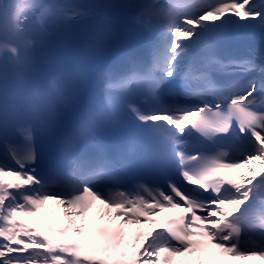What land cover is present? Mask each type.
<instances>
[{
	"label": "snow or ice",
	"instance_id": "snow-or-ice-1",
	"mask_svg": "<svg viewBox=\"0 0 264 264\" xmlns=\"http://www.w3.org/2000/svg\"><path fill=\"white\" fill-rule=\"evenodd\" d=\"M116 9H135L130 21L152 37L146 60L114 36ZM90 15L102 22L75 63L42 79L35 54L50 35V21ZM154 19L163 21L159 29ZM253 30L264 44V0L71 7L0 0V264H110L125 227L142 222L162 230L137 235L136 243H143L131 264H172V258L196 252L207 254L197 264L264 261V48L227 59L217 54L223 38ZM78 93L87 102L75 111L57 152L68 171L42 173L35 129L20 122L51 129ZM125 121L158 141L160 148L146 155L161 185L141 182L143 146L135 135L122 148H106L105 132H118ZM16 134L22 142L13 140ZM242 168L250 175H239V183L218 175ZM124 182L133 187L122 189ZM49 201L63 209L68 226L33 228L19 219L35 216ZM181 202L190 216L143 219L179 209ZM94 205L119 225L90 234L85 225Z\"/></svg>",
	"mask_w": 264,
	"mask_h": 264
},
{
	"label": "bare ground",
	"instance_id": "bare-ground-1",
	"mask_svg": "<svg viewBox=\"0 0 264 264\" xmlns=\"http://www.w3.org/2000/svg\"><path fill=\"white\" fill-rule=\"evenodd\" d=\"M47 3H55L54 5L61 6L60 0H45ZM72 19H55L52 22H59V23H65L69 22ZM0 159H3L2 156H0ZM259 173L260 169L257 167H254ZM245 175L249 176L250 173H248L246 168L238 169V170H232V176L235 177L236 182L239 183V175ZM8 179V178H5ZM103 191L104 189L101 188ZM227 211L235 212V209L225 205L224 206ZM181 209H166L164 211L157 210V215L155 216H149L151 220H158L160 218H163L167 213H174L175 211H179ZM100 214H104V211L102 210V206L100 205H94L91 212L88 215L98 216ZM105 216V215H104ZM23 219L25 222H27L23 217L19 218ZM32 220V221H31ZM119 221H109L108 218H106L105 221H102L101 223L97 224L96 227H100L103 229H113L117 225H119ZM30 224L34 227H41L42 225L50 224L54 228H63L65 226L69 225L68 220L63 216V209L49 201L46 203L43 208L39 211V214L35 218H30ZM158 224H151V223H145L142 222L141 224L137 225H128L125 227V237L127 241H129V246L125 247V249L118 253L116 257L113 259V263L115 264H128L132 261L134 258V253L140 250V246L143 243V240L140 241V243H136V237L138 234H146L149 231H154ZM53 239L60 241L63 238L62 237H53ZM194 239H198V237H194ZM125 256H127L130 260H126L125 262ZM202 256L207 259V254H202L200 252L196 253H185L181 256H176L172 258V264H197V262L202 258ZM219 264H264V261H260L258 259H250V260H229L228 258H222L219 262Z\"/></svg>",
	"mask_w": 264,
	"mask_h": 264
},
{
	"label": "rangeland",
	"instance_id": "rangeland-1",
	"mask_svg": "<svg viewBox=\"0 0 264 264\" xmlns=\"http://www.w3.org/2000/svg\"><path fill=\"white\" fill-rule=\"evenodd\" d=\"M258 165H259V161H254V162L251 164V167H252V168H254V167L259 168ZM38 214H39V212H37V214H36L35 216H27V217H23V218L27 221V222H26L27 224H29L31 227L35 228L34 226H32V225L30 224V218H35ZM106 218H107V217L104 216V214H100V215H98V216H97V215H96V216L88 215V217H87V222H86V225H85L86 230H87L90 234L93 233V232L99 234L100 232H99V230H97V227H98V226L96 227V225L99 224V223H101L102 221H105ZM31 221H32V220H31ZM76 223L79 224V223H80V220L77 219V220H76ZM127 246H129V241H127L126 237L124 236L123 241H122V242L120 243V245H119V249H118V250H115V251L112 252V256H111L110 264H115V263L112 262L113 259L116 257V255H117L118 253L122 252V251L125 249V247H127ZM125 259H129V258H128L127 256H125Z\"/></svg>",
	"mask_w": 264,
	"mask_h": 264
}]
</instances>
